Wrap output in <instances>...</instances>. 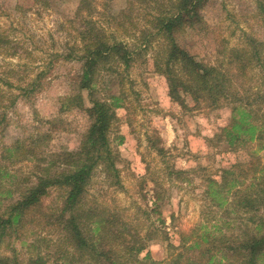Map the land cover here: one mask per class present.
<instances>
[{
    "label": "trees",
    "instance_id": "trees-1",
    "mask_svg": "<svg viewBox=\"0 0 264 264\" xmlns=\"http://www.w3.org/2000/svg\"><path fill=\"white\" fill-rule=\"evenodd\" d=\"M23 1L17 0L15 8L25 12L45 8L43 3L48 0ZM212 1L127 0L129 11L147 10L148 27L131 44L97 26L90 0H80L75 11L80 21L77 38L68 44V53L51 55V64L61 59L81 62L74 79L77 86L60 99L58 108L59 113L79 108L88 119L74 149L50 148L55 135L67 128L58 117L37 120L28 135L3 145L10 108L16 106L18 97L31 99L42 91L51 74L49 63L34 76L25 77L27 83L17 87L18 94L7 93L0 85V243H7L11 251L0 255V264H154L140 258L145 238L131 222L87 198L98 169L113 185H121L119 153L110 132L123 97L112 93L111 85L106 90L110 95L95 98L101 91L99 81L112 73H127L148 50H153L154 71L166 78L174 101L184 107L191 102L194 107L205 104L209 110H228L226 123L212 139L219 146L235 150L260 141L264 147V41L244 31L241 45L221 44L213 61L200 58L180 41L184 31L208 29L204 9ZM256 4L264 23V0ZM0 52L19 55L18 43L4 29ZM83 91L90 95L89 105H85ZM251 156L253 160L254 153L247 158ZM24 160L36 163L30 176L15 170L14 165ZM241 162L222 167L217 178L206 179L208 207H217L216 214L185 233L184 250L158 264H264V164H249L245 171ZM53 189L61 191L60 202L44 205ZM157 199L153 211L164 222ZM151 238L153 233L148 231L146 240ZM19 245L26 247L27 257H20Z\"/></svg>",
    "mask_w": 264,
    "mask_h": 264
},
{
    "label": "rangeland",
    "instance_id": "rangeland-1",
    "mask_svg": "<svg viewBox=\"0 0 264 264\" xmlns=\"http://www.w3.org/2000/svg\"><path fill=\"white\" fill-rule=\"evenodd\" d=\"M79 3L80 0H48L43 3L45 8L24 12L15 8L17 0H0V31L4 29L5 34L18 43L19 51L17 56L0 52V85L7 93L18 94L17 87L27 83L26 78L34 76L47 63L51 70L41 92L31 99L18 97L16 106L10 108V123L3 145L28 135L37 120L58 117L67 128L55 135L50 148L78 146L88 119L79 108L63 113H59L58 108L60 99L77 86L74 79L81 71V62L61 59L51 64V55L68 53V44L72 45L77 38L80 21L75 11ZM89 4L97 26L104 27L108 35L131 44L141 36V30L148 27L147 10L137 7L129 11L127 0H90ZM257 11L256 0H213L204 9L208 29L184 31L180 41L200 58L213 61L216 48L221 44L241 45L244 31L264 41V23L260 22ZM152 53L153 50H148L127 73H112L99 81L101 91L95 98L110 95L106 90L111 85L112 93L123 97L110 132L112 145L119 153L121 185H113L98 169L92 177L87 198L131 222L145 238L140 258L158 264L184 250L185 233L193 232L208 215L216 214L217 207H208L204 192L206 179L217 178L222 167H229L238 160H242L240 164H244L245 171L250 169L249 164L262 166L264 147L260 141L235 150L219 146L217 140L212 139L219 126L226 123L228 110H209L205 104L194 107L191 102L184 107L174 101L166 78L154 71ZM83 97L85 105H89L91 98L87 91H83ZM253 153V160L252 156L247 158ZM14 166L28 176L37 169L35 162L27 160ZM60 196V190H51L44 205H55L60 202ZM156 199L164 222H160L159 213L153 211ZM210 209L212 213H208ZM148 231L153 233V238L146 240ZM46 244L49 243H43ZM19 247L23 252L20 257H27L26 247ZM10 253L9 245L1 242L0 255Z\"/></svg>",
    "mask_w": 264,
    "mask_h": 264
}]
</instances>
